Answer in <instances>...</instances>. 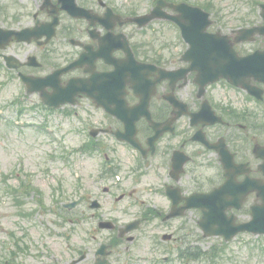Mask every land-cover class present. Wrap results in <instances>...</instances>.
Listing matches in <instances>:
<instances>
[{
    "label": "flooded vegetation",
    "instance_id": "obj_1",
    "mask_svg": "<svg viewBox=\"0 0 264 264\" xmlns=\"http://www.w3.org/2000/svg\"><path fill=\"white\" fill-rule=\"evenodd\" d=\"M35 1L38 6L43 2V0ZM57 2L58 0H55V3L59 6L60 4ZM38 15L43 17L44 20H49L51 18L45 10L33 14V16ZM66 17L65 12H60V26L56 37L48 45H43V47L37 46V49L57 52L65 47L66 35L68 33V28L65 24ZM77 22L80 24L79 27L76 28L77 34L82 35V20H77ZM16 25H18V21ZM224 85L228 86L227 84ZM164 86H166V83H163L159 91L164 88ZM182 88L183 87L180 86L177 87L176 92L179 93L180 99L187 103L189 111L195 112L199 110L203 99H207L216 113L222 117L223 121L215 124H208L204 127H202L201 124L192 126L187 124L190 116L186 115L177 121L174 133L165 134L164 137L157 140L156 150L157 153L160 154L162 160L166 162L169 161L170 154L169 152H162L161 144L171 135L172 137L169 139L173 142L171 150L180 147L182 143V147H184L191 156L193 155L192 157L194 160H198L200 157H207L206 162L209 163V165L205 167L213 169L214 181L191 182L189 174L185 175V173L175 184H180L183 190V186H185L187 188L185 191L188 194L194 191H211L225 180L224 164L218 150L216 148H209L201 141L193 139L195 133L201 128H203L205 137L211 144L217 146L224 142L229 150V156H232L234 162L246 164L250 169V176L252 178H258L264 181V170L262 169V164L264 163V99H244L241 94L224 89L222 83L209 86L202 97L196 95L197 89L192 83L186 87V98L184 97V93L180 92ZM226 93H229L230 99H224ZM129 98L137 99L131 92L129 93ZM156 98L158 100H153L150 104L152 117L158 121H162L168 118L173 108L167 101L162 100V95ZM81 99L87 98L82 97ZM183 122L188 126V136L182 142V139H180L182 134L180 132L181 128L179 127V123L183 124ZM138 131L139 133L146 134L147 137L153 134L152 128L148 126L144 119L139 120ZM256 147H258L257 150ZM226 161H229L228 157ZM244 177V175H240L238 179L241 180ZM259 203H261V199L256 192H252L248 196L246 203L240 209H232L229 213H234L237 217V221L248 220L250 218V207ZM165 210L166 209H158L159 216L164 215ZM191 212H193V210Z\"/></svg>",
    "mask_w": 264,
    "mask_h": 264
},
{
    "label": "rangeland",
    "instance_id": "obj_2",
    "mask_svg": "<svg viewBox=\"0 0 264 264\" xmlns=\"http://www.w3.org/2000/svg\"><path fill=\"white\" fill-rule=\"evenodd\" d=\"M119 4H122V1L125 0H116ZM4 75L3 70L0 68V80L2 79V76ZM1 83V82H0ZM12 95H18V96H25L24 89L20 86L17 87H5L1 86L0 84V113L1 110H3L4 113H6L9 116H16L17 119H20L22 122L24 121L23 126H16L14 124L8 125L5 122L0 120V165L2 168H4V171L0 172L5 173V169L11 167V165L18 160L19 155H24L22 159H24L23 165H26L27 168L33 170L37 169V166L44 165L49 169L50 175L56 174L60 175L62 173L59 166L62 164V158L60 157V153L62 152L63 145L60 144V142H55L53 139L49 140L48 135L45 133L39 131L38 128H36L37 124H47L51 123V127L54 129V125L58 123L59 116L58 115H52L48 116L47 113L44 111H37L33 110L37 104L36 99H20L21 106L20 109L22 110L23 115H16L15 113H8L5 111L6 104L1 101L8 102L10 101V98ZM35 95L32 96L34 98ZM25 125H32L30 126V130H27V126ZM58 129H62V127L57 126ZM58 135L61 136L60 130L57 131ZM67 143L73 145L76 142V138L74 135H68L66 137ZM58 147V148H56ZM52 149H57L56 157H58L54 161H50V154L52 153ZM49 154V158H48ZM71 160L75 159L74 153L71 154L70 157ZM95 165V163L93 164ZM22 164L20 165V167ZM91 170V166H86V170L83 172H88ZM37 177L42 178L43 180H48V174L45 172L43 175L40 174ZM56 179V178H55ZM67 180H71L72 176L67 175ZM154 180V179H153ZM1 184V181H0ZM1 187V186H0ZM47 193V192H46ZM1 197V192H0ZM48 201H51V197H48ZM13 207L10 204L9 199L2 200L0 203V228H4V226L7 227H16L18 228L19 225L14 222V217H11V211ZM90 225L85 226V230H91V237L96 233L95 226L89 222ZM52 229V231L48 232L47 236H43V231L45 229H48V227ZM55 220L52 218V216L46 217L42 215H37L33 218V220L28 221V231L30 238L28 239L29 246L33 248V250H36L37 248L44 252L49 258H46V260H40L38 264H44L49 263L53 264L51 261V258L53 256L60 257L58 259V262L60 264H67L70 262L73 258H76L79 256V254L75 253L72 257L67 258L65 255H63L60 251V248L58 247H44L39 248V245L43 243V240L47 241L45 245H51L52 243L60 244L59 240L64 239L62 237L60 232H57L55 230ZM20 233L23 231L18 230ZM47 231V230H45ZM159 233L162 232L161 229H158ZM156 233V232H155ZM160 239V236H158ZM156 238V242H161ZM74 240H81L82 236H76L73 235ZM56 240V241H54ZM161 240V239H160ZM86 243L85 250L88 251L90 248V245ZM200 247L202 250L205 251V249H208L210 247V243L207 241H201ZM144 249L140 250L139 253H142L143 255H146L147 260L143 264H149V258L151 255H158V257L165 256L167 253L166 251L169 250L167 244L163 245V247L154 246L151 243V247L149 250L148 244L149 241L147 239L144 240ZM8 246L1 247L0 246V262L3 263V259L7 256H9L8 252ZM84 247V246H81ZM149 250V251H148ZM171 250V249H170ZM249 248L247 247H238V245H233L232 247L227 249V252L224 253L223 258L224 260L221 262H216L214 260H207L200 259L198 261L193 262L194 264H264V255L263 256H255L253 258L251 257L252 253H250ZM227 258H226V257ZM11 257V255H10ZM176 254L171 252V259H169L167 262L161 261L160 264H183L180 263L179 260L176 259ZM231 257V258H230ZM5 264V263H3ZM152 264V263H151Z\"/></svg>",
    "mask_w": 264,
    "mask_h": 264
}]
</instances>
